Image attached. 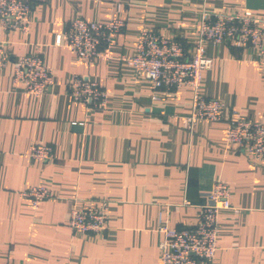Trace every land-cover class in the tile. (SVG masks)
Segmentation results:
<instances>
[{
	"label": "crops",
	"instance_id": "1",
	"mask_svg": "<svg viewBox=\"0 0 264 264\" xmlns=\"http://www.w3.org/2000/svg\"><path fill=\"white\" fill-rule=\"evenodd\" d=\"M23 1L31 5L27 33L0 25L11 60L0 71V264H161L159 219L169 228L194 227L214 181L228 185L231 209L219 214L210 264H264V160L226 140L232 118L264 123V67L256 49L205 45L213 64L202 73L199 94L226 110L220 122L188 127L193 89L154 94L122 60L134 54L142 29L188 47L200 11H250L264 20V0ZM76 18L124 21L100 49L108 58L84 60L67 48L65 30ZM25 54L41 56L53 73L40 98L13 84L12 61ZM74 75L105 91L103 109L71 100ZM35 143L51 147L53 158L32 160ZM33 186L52 192L36 209L21 196ZM101 199L109 206L104 237L73 233L71 206L83 210Z\"/></svg>",
	"mask_w": 264,
	"mask_h": 264
},
{
	"label": "built area",
	"instance_id": "2",
	"mask_svg": "<svg viewBox=\"0 0 264 264\" xmlns=\"http://www.w3.org/2000/svg\"><path fill=\"white\" fill-rule=\"evenodd\" d=\"M31 5L23 0H0V25L6 32L27 33ZM125 23L113 19L107 23L71 20L65 30L66 46L80 59H92L100 54L102 47L108 48L111 37L122 32ZM194 41L187 47L176 37H166L154 30L142 29L138 33L135 52L122 60L132 66L145 79L155 94L156 91L171 90L180 86L194 91L192 112L185 119L188 127L197 121L220 122L226 107L216 99H206L199 94L202 73L212 67L213 60L206 53L205 45L225 46L230 50L254 48L259 64L264 67V20L250 11L235 13H198ZM57 38L56 44L60 45ZM6 43L0 41V71L11 62ZM13 84L21 86L29 95L40 98L53 84V73L43 58L25 54L12 61ZM72 101L82 103L89 110L103 109L105 91L94 81L74 75L68 85ZM152 98H156L155 95ZM234 115V113H232ZM226 140L236 151H242L254 161L264 160V123L232 118L228 121ZM52 149L41 144H32L29 157L39 163L53 158ZM51 190L46 186H33L21 193L33 208L50 198ZM231 209L229 187L222 181H214L207 201L199 207L198 220L194 227L169 228L159 219L158 243L161 264H210L217 250L216 238L218 217L222 211ZM108 201L91 202L80 210L71 206L69 227L73 233L104 237L108 226Z\"/></svg>",
	"mask_w": 264,
	"mask_h": 264
}]
</instances>
